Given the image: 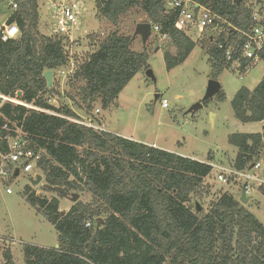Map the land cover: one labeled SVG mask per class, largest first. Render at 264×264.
Returning a JSON list of instances; mask_svg holds the SVG:
<instances>
[{"label": "trees", "instance_id": "16d2710c", "mask_svg": "<svg viewBox=\"0 0 264 264\" xmlns=\"http://www.w3.org/2000/svg\"><path fill=\"white\" fill-rule=\"evenodd\" d=\"M191 1L211 11L220 19L218 25L227 28L200 42L215 80L230 66L226 51L233 50L236 58L242 34L252 26L248 0ZM16 2L18 9L6 25L15 23L19 35L6 42L0 39V95L13 98L21 92L19 101L39 110L0 104V153L7 150L5 138L19 128L31 146L43 152L38 170L46 185L87 192L92 198L90 203H74L61 216L58 199L38 198L26 186V203L53 226L58 248L25 244L24 264H264V225L244 204L222 193L205 212L197 201L208 194L203 187L212 171L208 163L105 130L94 131L69 107L48 103L45 95L54 91L47 88L43 74L65 68L67 59L60 40L39 32L36 0ZM94 4L97 17L113 27L133 8L157 25L175 51L163 56L167 70L182 64L196 46L174 27L177 14L166 9L163 0H94ZM132 41L111 33L79 65L74 73L81 83L76 89L79 108L88 112L97 101L102 109L109 108L139 72L149 69L147 52L133 51ZM259 58L264 62V49ZM246 66L242 61V74ZM218 97L223 100L221 91ZM231 107L243 124L264 122V77L252 90L240 88ZM228 142L237 150L233 168L246 171L264 148V130L232 134ZM258 190L264 196V185ZM98 218L102 223L97 229ZM1 256L4 264H15L9 248Z\"/></svg>", "mask_w": 264, "mask_h": 264}, {"label": "rangeland", "instance_id": "374dc122", "mask_svg": "<svg viewBox=\"0 0 264 264\" xmlns=\"http://www.w3.org/2000/svg\"><path fill=\"white\" fill-rule=\"evenodd\" d=\"M78 1L85 8L81 16V28L74 35L78 43V46L74 48L78 65H75L73 73L67 75L58 74L57 76L54 72L52 83L54 93L45 95L48 103L54 107H69L79 116L82 123L93 125L96 131V128L100 127L109 133L150 144L153 147L159 146L164 150L202 163L233 168L237 150L229 144L228 137L238 133H262L264 122L249 124L239 122L233 115L231 101L240 88L252 90L261 82L264 77V62L259 60L242 76L237 70L231 68L223 71L215 79L221 85L223 100H219L218 93L211 100L206 101L202 109L193 116L186 115V111L194 103L202 100L207 83L211 79L207 56L200 42L209 37L212 32L203 31L199 36L198 32L192 28L184 30L183 32L196 42V46L182 64L167 70L163 56L166 52L172 54L175 52L168 37L161 40L158 35L151 34L146 43L142 44L139 36H133L138 24H151L138 8H133L123 15L118 25L113 27L97 17L94 0ZM36 2L39 17L38 30L45 36L53 37L51 2L50 0H36ZM20 4L19 1V6ZM12 12L9 0H0V25L7 21ZM219 26L222 32L226 31L227 28ZM111 33L133 38L131 49L135 52H141L144 48L148 55L147 66L152 71L155 81L145 76L146 70L141 71L126 85L118 99L109 108L102 109L97 101L93 104L92 110L86 112L85 108H79L78 105L76 89L81 86V83L76 81L74 73L79 65L97 50L100 42ZM156 95H158L157 100H155ZM20 97L17 93L13 98L0 95V104L10 102L24 105L28 110H39L19 101ZM161 100L167 101V107H161ZM208 156L212 157L211 161H208ZM257 162L261 164L257 174L263 179L264 148ZM38 174L43 180L36 186H31L28 176L24 174L8 180L0 179V264H2L3 249H10L15 264H24L23 245H37L43 248H55L57 245V234L53 226L26 203L24 199L26 186H29L30 191L38 198L58 199L59 211L64 213L76 202L90 203L92 201L87 192L70 191L67 192L68 196L61 197L55 192L46 190L43 186L44 177L39 170ZM229 180V184H221L215 180L212 172L203 181V187L208 194L197 201L202 204L205 212L219 194L227 193L240 200L241 184L234 178ZM7 189L11 190L10 194L6 193ZM71 194L78 195L76 202H71ZM246 197L249 203L245 204V208L264 225V196L258 187H255ZM199 202H197L198 205H200Z\"/></svg>", "mask_w": 264, "mask_h": 264}, {"label": "built area", "instance_id": "2783aa9c", "mask_svg": "<svg viewBox=\"0 0 264 264\" xmlns=\"http://www.w3.org/2000/svg\"><path fill=\"white\" fill-rule=\"evenodd\" d=\"M50 2L52 35L61 41L67 59V66L57 70L55 74L63 76L73 73L75 65H78L74 55V48L78 46V43L74 35L81 28V16L85 8L78 0H50ZM163 2L166 9L177 14L174 24L177 30L184 31L192 28L198 32L199 36L203 31L212 32V35L213 33L215 35L224 33L216 22L220 19L195 2L191 0H163ZM9 4L13 12L18 9L16 0H9ZM246 7L251 13L252 26L242 34L244 41L240 46L239 55L234 58V51L230 49L225 53L227 62H230L229 68L237 70L240 76L243 75L240 72L241 62H247L246 72L250 66L260 60V53L264 49V0H249ZM151 32L158 35L161 40L167 38V35L160 33L157 25L151 24ZM18 35L19 30L15 23L5 24L0 29V39L3 42L15 39ZM161 107H167L166 100H161ZM84 124L94 130L93 125ZM96 129L97 131H103L100 127ZM5 141L7 150L5 153H0V179L8 180L20 174L35 179L38 175V164L42 159L43 152L36 151L19 128L15 129L13 137H6ZM209 165L212 167L211 173H214L217 182L227 185L230 181L229 178H234L235 181L241 184L242 192L246 196L250 195L255 187L259 188L264 185V178H260L257 174L261 165L258 162L254 164L253 169L250 171H239L235 168H225L212 163ZM16 171H18L17 175H15ZM6 193L10 194L11 190L7 189ZM86 226L88 227L89 223Z\"/></svg>", "mask_w": 264, "mask_h": 264}, {"label": "water", "instance_id": "95a60500", "mask_svg": "<svg viewBox=\"0 0 264 264\" xmlns=\"http://www.w3.org/2000/svg\"><path fill=\"white\" fill-rule=\"evenodd\" d=\"M152 32H151V24L150 23H141V24H138L135 28V32H134V37L136 36H139L140 39H141V43L142 44H145L146 41L150 38ZM53 74L54 72L49 70V71H46L44 74H43V78L45 79L46 81V84H47V88H51L52 87V83H53ZM145 76L152 80V81H155V78H154V75L152 73V71L150 69L146 70L145 71ZM221 91V85L220 83L217 81V80H213V79H210L207 83V87H206V90H205V94L202 98L201 101L197 102V103H194L187 111H186V115H191L193 116L197 111H199L200 109H202L203 107V104L206 102V101H209L211 100L215 95H217L219 92ZM17 96L20 97L21 96V92H17ZM158 99V95L155 96V100ZM254 165H252L250 169L253 168ZM18 171L15 172V175H17ZM43 178L40 174L36 175L35 179L33 178H29L28 179V182L31 186H36L38 184H40L42 182ZM44 189L46 190H50V191H54V192H57V193H60L62 194L64 197L68 196V193L65 192V190L63 188H60V187H51L49 185H46L44 184ZM78 199V195L77 194H71V197H70V200L71 202H76ZM240 203L242 204H246L247 203V197L245 195L244 192L241 193V197H240ZM196 209H197V212H200L201 211V207L200 205H198V203H196ZM61 216L64 215V212H60ZM102 223V219L101 218H98L96 220V228L98 229L100 227ZM55 248H58V245L55 246Z\"/></svg>", "mask_w": 264, "mask_h": 264}, {"label": "crops", "instance_id": "0c3cea01", "mask_svg": "<svg viewBox=\"0 0 264 264\" xmlns=\"http://www.w3.org/2000/svg\"><path fill=\"white\" fill-rule=\"evenodd\" d=\"M9 18V17H8ZM6 24V22L5 23H1V25H0V29L4 26ZM262 123V122H261ZM249 133H251V132H249ZM150 145V144H149ZM151 146H153V145H151ZM156 147V146H155ZM156 148H160L159 146L158 147H156ZM160 149H162V148H160ZM164 150V149H163ZM167 151V150H166ZM169 152H172V151H169ZM249 201V199H247V202ZM249 203V202H248ZM37 246V245H36ZM12 254V253H11ZM13 256V255H12ZM2 257V256H1ZM14 259V258H13ZM2 264H4V262H3V259H2Z\"/></svg>", "mask_w": 264, "mask_h": 264}]
</instances>
